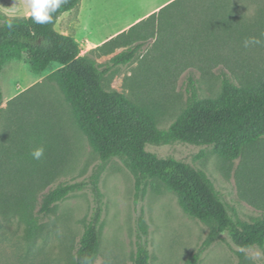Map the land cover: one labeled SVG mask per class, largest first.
<instances>
[{
  "label": "rangeland",
  "instance_id": "obj_1",
  "mask_svg": "<svg viewBox=\"0 0 264 264\" xmlns=\"http://www.w3.org/2000/svg\"><path fill=\"white\" fill-rule=\"evenodd\" d=\"M166 1L82 0L80 9L62 14L56 24L57 31L79 42L81 54L102 67L142 44L133 60L114 67L105 85L125 94L161 129L188 106L192 84L201 98L217 99L223 74L245 86L264 75V43L244 47L250 37L264 41V0L234 1L239 14L231 20L241 23L237 30L244 33L223 31L219 25L207 33L200 25L201 31L192 33L197 21L211 20L197 5L185 7L184 16L179 5L150 16ZM13 3L0 0V8ZM28 4L16 0L14 6L25 9ZM115 36L117 44L94 51ZM60 67L53 63L37 72L22 55L8 58L1 68L0 264H74L96 206L93 180L104 205L95 264H134L137 248L145 243L150 264H188L201 248L197 264H264V245L236 246L215 223L185 213L171 189L143 177L125 157L103 160L54 75ZM38 146L44 147V156L35 160L30 152ZM147 149L204 170L235 219L252 222L264 215V137L236 159L211 146L180 141ZM80 181L87 183L84 189L57 203L49 215L39 212L46 193Z\"/></svg>",
  "mask_w": 264,
  "mask_h": 264
},
{
  "label": "trees",
  "instance_id": "obj_2",
  "mask_svg": "<svg viewBox=\"0 0 264 264\" xmlns=\"http://www.w3.org/2000/svg\"><path fill=\"white\" fill-rule=\"evenodd\" d=\"M234 1L174 0L159 13L179 5L184 8L180 10L184 16L186 8L197 5L205 10L204 17H211V20L197 21L192 33L200 32V25H205L206 33L211 25L214 28L219 25L223 31L244 33L237 30L241 23H236L237 28L232 29L236 24L231 19L239 14ZM80 2L61 0L52 14V22L42 25L29 17H16L13 28L9 29L4 26L7 17L0 15V72L8 58L22 55L37 72L46 70L53 63L60 64L54 75L64 88L78 125L103 160L125 157L143 177L155 178L171 189L185 213L201 222L215 223L218 231L226 232L236 246L248 249L264 245V215L252 222L235 219L204 170L172 156L160 157L147 149L149 144L180 141L211 146L228 159L238 158L248 145L264 137V75L255 84L245 86L223 74L222 91L217 99L201 98L192 84L188 106L167 129H161L125 94L105 85V78L114 67L133 60L142 44L123 50L110 64L102 67L89 54H81L80 44L73 36L57 31L59 17L77 8ZM153 15L156 13L150 16ZM118 37L94 51H102L111 43L117 44ZM2 102L0 85V120ZM92 185L96 206L79 241L74 264H81V258L86 256H91L95 264L101 244L104 205L97 180H93ZM86 186L84 181L58 185L43 196L39 212L49 215L57 203ZM203 252L201 248L188 264H197ZM150 258L148 243H145L137 248L134 264H150Z\"/></svg>",
  "mask_w": 264,
  "mask_h": 264
},
{
  "label": "clouds",
  "instance_id": "obj_3",
  "mask_svg": "<svg viewBox=\"0 0 264 264\" xmlns=\"http://www.w3.org/2000/svg\"><path fill=\"white\" fill-rule=\"evenodd\" d=\"M16 0L12 6H6L0 8V12L7 17L5 21L6 27L9 29L13 28V20L19 15L23 14L26 17L31 18V20L36 24H47L52 22V14L56 12L60 6L61 0H29L27 8L21 9L15 7ZM264 43L256 37H250L245 39L244 47H249L250 45H259ZM30 155L35 160H40L44 156V147H35ZM81 264H94L93 258L91 256H86L81 258Z\"/></svg>",
  "mask_w": 264,
  "mask_h": 264
},
{
  "label": "crops",
  "instance_id": "obj_4",
  "mask_svg": "<svg viewBox=\"0 0 264 264\" xmlns=\"http://www.w3.org/2000/svg\"><path fill=\"white\" fill-rule=\"evenodd\" d=\"M82 1V0H81ZM173 0H168V1H166L165 3H163V4H161L160 6H158V7H156L152 12L153 13H158L163 7H165L167 4H169L170 2H172ZM80 4H81V2H80ZM79 4V6L77 7V8H75L74 10H78V9H80V7H81V5ZM74 10H72V11H74ZM72 11H70V12H72ZM66 13H69V12H66ZM153 13H151V14H153ZM65 14V13H64ZM150 14V15H151ZM64 34V33H63ZM68 35V34H67Z\"/></svg>",
  "mask_w": 264,
  "mask_h": 264
}]
</instances>
